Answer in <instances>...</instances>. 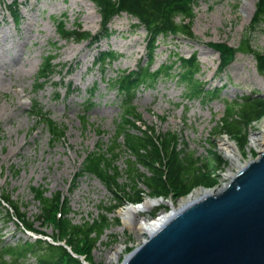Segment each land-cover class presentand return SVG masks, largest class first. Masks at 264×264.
Listing matches in <instances>:
<instances>
[{
	"label": "rangeland",
	"instance_id": "1",
	"mask_svg": "<svg viewBox=\"0 0 264 264\" xmlns=\"http://www.w3.org/2000/svg\"><path fill=\"white\" fill-rule=\"evenodd\" d=\"M11 1L0 0V190L9 192L22 206L26 218L35 220V229L44 231L50 238L56 233L55 226L36 219L40 208L32 186H43L48 196L61 193L62 199L69 202V216L74 223L107 216L111 225L94 248L84 245L81 248L84 254L74 256H80L87 264H120L148 237V233H142L134 225H126L117 213L122 206L139 202H131L129 196L110 189L99 177L82 173L81 169L89 151L111 144L121 112L120 95L114 87L102 82L103 69L94 64L95 56L98 50L108 48L122 54L106 68L107 78L114 77L120 70L136 68L146 59L147 31L137 26V18L121 13L110 24L111 36L93 46L89 41L61 40L55 22L59 18L66 19L68 27L80 23L85 30L98 33L101 16L91 0H20L22 18L17 25L7 7ZM256 3L257 0H200L195 4V38L172 35L160 39L154 68L177 53L189 56L197 52L202 64L200 77L207 87L219 89L207 101L189 100L183 96L184 87L177 78L163 79L156 88L142 89L138 93L135 103L142 115L133 128L138 131L153 127L158 134L174 131L179 136L177 150L184 148L198 158L214 156L216 165L186 193L170 188V168L164 170L166 196H154L141 179L138 187L142 200L152 197L158 198L160 203L150 211L131 215L133 221L155 218L170 211L193 191L223 186L228 181L224 174L239 169L238 162L227 157L221 148L224 140L236 142L242 162L257 157L262 149L260 144L251 146L250 139L264 130V101L258 102L262 111L257 118L245 124L244 135L226 133L220 119L228 103L243 94L252 93L253 97L264 99V73L259 71L256 57L244 52L235 53L226 70L220 71V51L211 46V42H225L233 48L239 46L250 29ZM249 34L253 47L264 50V24ZM50 53L56 56L57 69L51 81L38 89L42 57ZM70 83L74 84V89L69 93L67 85ZM90 96L95 105L85 109L82 103ZM32 99L63 126L62 137L53 139L47 126L29 114ZM84 111L88 117L86 123L81 116ZM129 163V152H121L116 164L124 172ZM141 172L150 174L143 166ZM126 179L124 174L121 181ZM116 198L122 204L113 211H105L117 202ZM2 219L1 216L0 240L15 242L32 235V232L19 231L13 222L5 226ZM120 247L116 259H111Z\"/></svg>",
	"mask_w": 264,
	"mask_h": 264
},
{
	"label": "trees",
	"instance_id": "2",
	"mask_svg": "<svg viewBox=\"0 0 264 264\" xmlns=\"http://www.w3.org/2000/svg\"><path fill=\"white\" fill-rule=\"evenodd\" d=\"M98 7L103 18V29L101 36L108 35V22L116 14L127 12L140 21L141 26L147 29L149 40L148 61L141 64L137 70H124L112 79L113 85L117 87L122 96V113L114 138L111 144L105 147H97L89 151L83 161L82 173L96 175L107 187L129 196L134 203L142 201L139 181L142 179L152 189L154 196H166L168 189L164 172L167 168L170 172V188L177 192H189L197 180L203 179L204 173L216 165V157H195L193 152H185L184 148L176 149L179 136L174 131L158 134L155 128L139 129L133 127L141 121V113H138L134 104L137 91L142 86L150 87L169 76H175L185 88V95L192 98L207 101L211 95H215L217 89L207 88V83L202 80V64L197 52L190 56H182L177 53L160 68L152 69L155 59V51L159 46L161 37L171 35H184L195 38L193 21L196 17L195 4L200 0H92ZM257 9L251 22L249 31L264 24V0H257ZM12 11L19 13L20 4L18 0L13 2ZM180 16L181 19L177 20ZM59 31L63 37H72L76 40L94 38L90 31L83 30L78 24L75 29H69L64 20L60 21ZM250 34L246 33L237 47H228L225 42H211V46L220 51V71H224L230 64L231 58L237 52L252 53L257 60V67L264 73V50L253 47ZM114 51H100V60L103 67L107 59L114 60ZM55 72L53 56L46 55L40 68L39 78L50 79ZM40 84H43L40 83ZM241 99V101H239ZM264 101L253 97V94H245L229 102L227 110L220 119L223 130L228 134H245V124L257 118L262 108L258 102ZM264 103V102H263ZM32 114L42 119L49 129L53 139L64 135L63 126L48 117L42 107L34 102ZM161 118L165 119L164 116ZM86 123V120H84ZM128 151L130 163L128 170H123L116 164L121 152ZM141 166L148 169L150 174L140 173ZM165 170V171H164ZM81 173V172H80ZM126 175V181L121 178ZM198 177V179H197ZM36 200L39 202L40 211L36 219L44 223H53L56 233L52 240L44 231L36 230L35 220L26 218L22 206L18 201L12 199L9 192L0 190V217L3 224L7 226L13 222L19 231L26 233L32 231L38 236L19 238L15 242L0 240V264H85L82 258L75 257L68 247L62 244L65 241L74 253L84 254L81 250L84 245L91 248L98 243L101 236L111 222L107 216L100 219L87 220L84 223H74L69 216L70 205L59 193L48 196L47 189L43 186L31 187ZM105 211L110 212L119 207L121 200ZM34 258L35 260H32Z\"/></svg>",
	"mask_w": 264,
	"mask_h": 264
},
{
	"label": "water",
	"instance_id": "3",
	"mask_svg": "<svg viewBox=\"0 0 264 264\" xmlns=\"http://www.w3.org/2000/svg\"><path fill=\"white\" fill-rule=\"evenodd\" d=\"M208 191L172 208L120 264H264V150Z\"/></svg>",
	"mask_w": 264,
	"mask_h": 264
},
{
	"label": "bare ground",
	"instance_id": "4",
	"mask_svg": "<svg viewBox=\"0 0 264 264\" xmlns=\"http://www.w3.org/2000/svg\"><path fill=\"white\" fill-rule=\"evenodd\" d=\"M258 144H260L262 146V149H260V150H264V130L260 131L257 134H254L250 139V145L251 146H257ZM221 148L224 150L225 155L227 157L231 158L235 162H238V168H239L238 170H240L244 166L245 163L248 164L252 159H254V158H251V159L247 160L246 162H242L241 161V152H240V150H238V146H237L236 142H233L229 139H226L222 142ZM236 172L225 173L224 175L229 179L232 175L236 174ZM220 187H222V186H220ZM207 192H209L207 189L206 190L199 189L197 191H193L187 196V198L182 200L180 205L185 204L191 200H194V199L198 198L199 196H201ZM159 203H160V201L158 198L148 197V198L143 199L138 204H135L132 206L131 205L122 206L121 208H119L117 213L119 214V216L122 218V220L124 221V223L126 225H128V226L134 225V227L137 230L141 231L142 233H149L150 234L154 229H156L158 226H160L162 222H164V220L169 216V214L172 211H170V212L167 211V212L161 213L159 216H157L155 218L142 217L141 219H139L136 222L132 220L131 215L138 214L141 211H144V212L150 211L154 206H156ZM173 208H178V207H173ZM120 251H121V247L116 249L114 251V253L111 255V259H116L117 253Z\"/></svg>",
	"mask_w": 264,
	"mask_h": 264
}]
</instances>
